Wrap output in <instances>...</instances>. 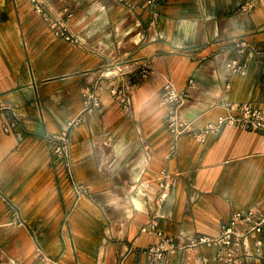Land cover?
I'll list each match as a JSON object with an SVG mask.
<instances>
[{
	"label": "crops",
	"instance_id": "0c3cea01",
	"mask_svg": "<svg viewBox=\"0 0 264 264\" xmlns=\"http://www.w3.org/2000/svg\"><path fill=\"white\" fill-rule=\"evenodd\" d=\"M246 1L162 0L152 10L147 0H57L85 43L74 48L25 1L0 0V264H34L35 243L60 264H216L205 246L150 263L157 239L141 229L157 215L166 237L217 238L234 213L264 201V133L224 126L203 143L175 139L161 97L166 81L188 90L181 118L195 130L231 106L264 110V58L245 77L226 69L236 44L264 50V0L243 13ZM121 79L132 85L129 111L111 94ZM92 88L99 109L68 133L89 191L76 203L45 137L67 130ZM161 171L174 184L157 206ZM7 201L27 229L7 226ZM261 239L262 257L248 264H264ZM247 249L256 253L252 241Z\"/></svg>",
	"mask_w": 264,
	"mask_h": 264
},
{
	"label": "built area",
	"instance_id": "2783aa9c",
	"mask_svg": "<svg viewBox=\"0 0 264 264\" xmlns=\"http://www.w3.org/2000/svg\"><path fill=\"white\" fill-rule=\"evenodd\" d=\"M28 3L37 15H39L50 27L56 37L67 41L74 48H85V43L76 35L71 27L73 12L67 5L56 6L57 0H23ZM162 0H147V6L154 10ZM259 0H247L239 10L243 13L250 12L255 8ZM236 58L226 64V69L233 74L245 77L248 74L250 63L254 59L264 58V50H258L253 45L240 42L235 45ZM146 76L149 67L143 65L140 69ZM195 83L189 81L188 87L193 88ZM111 94L116 96L125 111L131 107L132 85L129 80L121 79L119 85L113 86ZM162 104L168 107L167 129L175 139L185 134H191L196 141L203 143L212 134H217L222 127L228 126L233 129L254 130L264 133V110L252 104L231 106L225 117L218 119L216 124L208 125L202 129L195 130L190 122L181 118V110L190 99L188 90H178L171 81H166L162 90ZM83 110L79 117L70 122L67 130L47 135L45 139L50 143V154L52 164L60 165L73 190L75 201L89 196V191L81 185L74 171L69 130L81 124L84 119L94 114L100 107L98 97L94 88L85 89L82 94ZM174 149V147H173ZM159 184V192L154 202L161 205L166 194L174 184V178L167 171H161L156 178ZM5 201V200H4ZM7 205L11 210V219L7 226L11 228H25L26 221L20 216L18 209L10 202ZM68 226V217L65 218L63 228ZM141 233L148 234L157 239L156 243L149 246L145 253L150 263L164 262L179 252L187 255L193 254L201 246L217 249L216 264H248L262 257L264 234V201L257 203L245 212H237L230 220L221 227L217 238L195 236L185 239L166 237L159 229V216H154L144 224ZM253 242L256 253L253 254L247 247ZM34 264H60L59 259H53L46 255L39 244L35 243ZM205 264V263H204Z\"/></svg>",
	"mask_w": 264,
	"mask_h": 264
}]
</instances>
